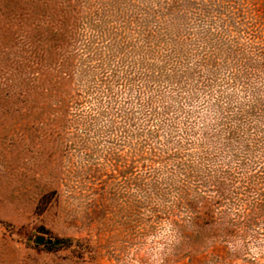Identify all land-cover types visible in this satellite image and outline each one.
I'll list each match as a JSON object with an SVG mask.
<instances>
[{"label": "rangeland", "instance_id": "rangeland-1", "mask_svg": "<svg viewBox=\"0 0 264 264\" xmlns=\"http://www.w3.org/2000/svg\"><path fill=\"white\" fill-rule=\"evenodd\" d=\"M0 264H264V0H0Z\"/></svg>", "mask_w": 264, "mask_h": 264}, {"label": "water", "instance_id": "water-1", "mask_svg": "<svg viewBox=\"0 0 264 264\" xmlns=\"http://www.w3.org/2000/svg\"><path fill=\"white\" fill-rule=\"evenodd\" d=\"M35 244L36 245H44V244H46V245H55V246H57V245H59V241H52V240H50V239H45L43 236H37L36 238H35Z\"/></svg>", "mask_w": 264, "mask_h": 264}]
</instances>
